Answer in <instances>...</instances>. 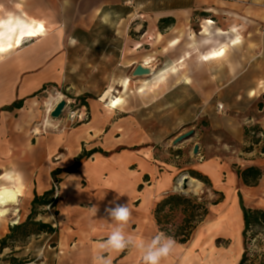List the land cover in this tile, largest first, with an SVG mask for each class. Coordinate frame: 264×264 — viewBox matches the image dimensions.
<instances>
[{
	"label": "crops",
	"instance_id": "0c3cea01",
	"mask_svg": "<svg viewBox=\"0 0 264 264\" xmlns=\"http://www.w3.org/2000/svg\"><path fill=\"white\" fill-rule=\"evenodd\" d=\"M124 2L136 3L150 19L155 30L154 40L151 37L154 45L147 43L149 48L138 51L134 39L116 33L113 27L112 39L104 44L106 50L89 44L97 25L114 22V10ZM165 19L173 20L165 28L170 35L159 30V23ZM193 19L201 24V34L208 36L207 42L197 48L211 46L200 57L192 54L196 46L184 41L191 37ZM29 20L42 22L45 34L36 38L24 35L21 46L0 52V175L10 169L23 174V181H17L15 186L21 183L25 196L20 203H25L29 213L36 195L50 192L54 181L60 183L56 207L43 217V222L52 223L57 229L49 237L56 238L55 248H70L73 255L58 256L53 264H95L97 245L114 226L105 212L114 206V201L131 209L127 234L149 240L161 233L155 218L157 206L163 198L177 194V183L183 176L193 180L188 174L193 171L212 185L208 190L200 182L207 200L215 191L223 196V201L210 205L188 242L175 241L172 253L162 264H240L245 252L243 207L264 211V176L257 186H247L239 176L240 169L264 171V155L257 147L250 150L245 128L254 121L264 135V0H0V32L10 30L2 39L4 43L14 46L19 25L29 26ZM203 22L209 24L205 26ZM243 29H249L245 59L231 57L224 68L211 72L210 89H204L202 84L194 87L202 102L187 104L196 108L192 122L203 118L206 123L192 127L196 132L188 143L174 147L177 137L184 133L181 132L168 145H160L161 140L155 139L151 130L156 120L142 123L130 105L120 106L122 102L117 107L123 109L113 107L111 100H117L113 94L99 100L85 99L91 119L76 129L45 134L35 127L43 117L38 94L47 86L62 89L65 73L79 63L78 56L116 53V37L123 39L124 48L128 46L133 51L130 63H145L152 69L151 62L177 60L170 71L173 74L178 65L183 66L189 59L205 64L225 58L230 49L243 42L239 33L243 34ZM212 32L214 37H209ZM144 34H150V28ZM72 39L78 41L75 46L70 43ZM163 74L165 81L151 90L160 96L149 107L160 101L163 110L175 108L171 110L176 113L175 128H184L185 102L164 100L167 94L177 93L180 84L170 91L159 90L168 80L169 75H160ZM239 77L242 82L246 77L250 80L242 85ZM20 101L21 108L7 110ZM219 105H224L222 111ZM261 142L264 147V137ZM196 146L198 154L194 153ZM94 150L102 153L91 154ZM176 153L180 159L175 161ZM80 156L83 158L78 168L68 172ZM93 206L98 208L97 213H93ZM15 209L10 215L13 218L20 211L18 207L15 213ZM9 233L10 225H2L0 240ZM106 255L112 264H143L141 252L134 247ZM46 263L44 259L42 264Z\"/></svg>",
	"mask_w": 264,
	"mask_h": 264
},
{
	"label": "rangeland",
	"instance_id": "374dc122",
	"mask_svg": "<svg viewBox=\"0 0 264 264\" xmlns=\"http://www.w3.org/2000/svg\"><path fill=\"white\" fill-rule=\"evenodd\" d=\"M129 1L130 0H126V2ZM141 10L142 8L139 10V7H137L136 3L125 4L124 2L122 6L116 7V9L114 10L117 14L114 22H110L108 23V25L106 23H100L99 25H97L93 34V40H91L92 42L88 43L98 45L99 48L101 47L103 48V50H106V46L104 44H107V41H109V39H112L113 29L116 30V33L120 32V35L125 33L127 34V37H131L132 39H134L136 46L139 45L141 41L142 43H144L148 41V38L155 37V30L151 28L152 22L148 17L143 15V12H141ZM203 24L207 26L209 23L203 22ZM200 25L201 24L197 19H193L191 21L190 26L193 31L190 30L191 37L188 36V38H185L184 41L186 44H188V42H191L192 46H196L199 44L203 45L205 42H207L206 39L208 36L201 34L203 30L200 29ZM158 26L160 32H162L163 34H165V32L169 35L171 34L170 31H165V29H162L160 27V23ZM149 28L150 34L142 37L144 36L145 31L149 30ZM242 32L243 34H241V31H239L242 39L241 41L243 42L239 45V47L237 46L236 48L230 49L225 58L221 60L210 61L205 64L199 62V59H189L183 66L178 65L176 73L173 74H170V71L175 66L174 63L177 60L151 62L153 67L152 70H155V76L153 77L148 75H142V77L132 76L134 69L139 63H130L131 61L128 59L129 56L133 54V51H131L128 46L127 48H124V45L122 43L123 39L121 37H116L114 44L117 47L116 53L111 52L110 56L106 51L105 54L101 52H94L93 54L78 56L77 59L79 63L74 67H70L65 73L66 80L64 83L68 84V86L64 87L63 83L62 89L55 86H47V88H54L56 90H59L62 94L71 99L85 98L91 100H99L100 98H103V96H109L111 94H113L114 97L117 98L121 97L122 99H124V101H122V105L120 106L130 105L133 111L132 113L137 114L142 123H145L146 121L150 122V120L152 122V118L153 120H156L152 125V133L154 134L155 139H157L158 141L161 140L160 145L166 146L170 141L173 140V137H175L177 133L184 132L181 137L191 132H194L195 134L196 130L192 127L196 124L204 125L206 123L203 118L192 122V120L196 116V108H192L187 104H189L190 102H192L193 104H201L202 99L198 98L194 87H196L198 84H202L204 85V89H207V87L208 89H210V79L208 77L212 74L211 72H215L217 70L220 71L225 67V63L230 62L231 57L236 58V56H238L239 58L242 57L245 59V56L247 54V50L245 48L248 47L246 44L249 40V36H246L249 33V29H243ZM209 37H214V33L212 32L211 36ZM211 43L214 42H210V44ZM101 44L103 45V47ZM148 44L154 45L153 41L148 42ZM143 48L138 51H141ZM145 48L149 47L146 46ZM195 49V51H192L193 56L200 57L201 54L209 51L211 49V46H204V48L201 49H198L196 46ZM249 68L250 72H253V64H251ZM162 73H167L169 76L168 80L165 83L161 84L159 90L170 91V89H172L174 85L180 84L177 88L178 92L167 94V97L164 100L173 102L175 99H181L185 102L184 119L186 125L184 128H175L174 117L176 113H171V110H174L175 108L172 109L171 107H167L163 110L160 106V101L156 105L149 107V104H151L152 101L157 100L160 96L152 94L151 90H154L155 86H157L158 77ZM128 78L130 79V84L127 88H125L124 84L129 82ZM239 80L240 84H246V80H250V77H246L243 82L241 77H239ZM186 82L189 84L188 86L185 85L187 84ZM142 85H144L145 88L142 92H139L138 89ZM49 94L54 95L53 92H48L46 95L42 93L38 94L37 98L40 103L39 111H41L43 117L35 123V127H37V129L42 128L41 122L46 115L43 108V103ZM177 95H179L178 98ZM76 96H78V98ZM117 108L123 109L122 107ZM178 115L180 116V113ZM156 123L158 124L156 125ZM245 128H247V126ZM256 128L259 129L257 124ZM192 137L193 136H191V139L185 140L182 143L190 142L192 140ZM261 141L262 139L260 138L256 139V141L250 140V150L253 151L254 147L256 146L257 150L263 152L264 154V147L260 146V143H262ZM178 194H181L191 201H194L197 198H201L202 196H204L203 186L196 193L185 191L182 187L178 189L177 195ZM214 199H216V196L212 195L208 197L207 201L210 202ZM19 208L20 211L17 214V217L13 218V216H10L7 220L0 222V229L2 225H10L11 229L12 226L15 227L26 222L28 216L30 215L29 209L28 207H26L24 202L20 203ZM43 220L44 218L39 219V216L36 218V221ZM14 222H16L17 224H15ZM179 222L180 219L176 220V223ZM174 227L171 228L172 232L175 231ZM35 231L36 228H29V232ZM49 237L50 236L45 234H36L26 237L23 235L22 231L18 232L15 237L16 242L10 243V247L5 248V250L0 253V262H2V264H42L43 260L46 259V264H53L55 263L54 260H56L58 256H68V254L73 255L70 248L61 247L59 249H56V238L54 236L52 237V239ZM257 245L259 246H257V249L254 252L255 255L256 253H258L257 255H264V241H259ZM244 247L246 251L248 246L246 247L244 245ZM259 249H263V252H261ZM263 255L261 258H263ZM248 258H251V253L249 251ZM261 258H256V260L259 261Z\"/></svg>",
	"mask_w": 264,
	"mask_h": 264
},
{
	"label": "trees",
	"instance_id": "16d2710c",
	"mask_svg": "<svg viewBox=\"0 0 264 264\" xmlns=\"http://www.w3.org/2000/svg\"><path fill=\"white\" fill-rule=\"evenodd\" d=\"M173 20L165 19L160 22V27L162 29L169 28L172 25ZM85 100V98H82ZM23 102H17L13 106L7 108L8 111L14 110L16 108H21ZM247 131V130H246ZM249 138V136H248ZM250 139V138H249ZM256 141V139H255ZM101 152L100 150H94L91 154ZM178 154V153H176ZM179 155V154H178ZM80 156L76 165L68 170V172H75L78 168L81 159ZM191 178H194L201 182L209 190L212 185L208 180L203 177L198 172H188ZM239 176L242 178L244 184L247 186H257L258 181L264 176V171L258 168H247L239 171ZM216 199L212 201H207V196L204 195L201 198H197L194 201L182 196L181 194H171L163 198L161 203L157 206L155 210V218L157 219V225L161 233L166 234V236L172 237L177 243L184 244L191 239L193 231L195 230L198 223H200L205 216L208 214L210 205H217L223 201V196L215 191H213ZM55 191L51 189L50 192L39 197L35 196V199L31 203V213L28 216L26 222L12 227L10 233L7 234L3 239L0 240V253H2L5 248L10 247V243L16 242V234L20 231L23 232V235L28 237L31 235H41L45 234L48 236L55 235L57 233L56 227L53 224H47L43 221H36L38 216L45 217L47 212L45 208L52 206L53 209L56 207L57 199L54 198ZM199 202V203H198ZM41 209V210H40ZM243 215L245 219L244 227V245L247 247L248 243V233L251 229H261L264 226V211L262 210H250L245 206L243 207ZM180 219L179 223H176V220ZM177 224V225H176ZM174 226L175 231L172 232L171 228ZM36 228L35 232H29V228ZM240 264H264V255L259 261L256 259L250 260L248 258V247L243 254V257L240 261Z\"/></svg>",
	"mask_w": 264,
	"mask_h": 264
},
{
	"label": "clouds",
	"instance_id": "9594fccd",
	"mask_svg": "<svg viewBox=\"0 0 264 264\" xmlns=\"http://www.w3.org/2000/svg\"><path fill=\"white\" fill-rule=\"evenodd\" d=\"M70 43L72 46H75L78 41L72 39ZM62 101H64V97L59 92L55 95L49 94L44 100L43 108L46 115L41 122V127L45 131L57 127V119L52 118L51 113ZM39 130L38 128L37 131ZM17 181H23V174L16 169H10L3 173V175H0V193L9 194L7 196H0V219L7 216L9 205L16 203V200L10 197L16 195L15 185ZM113 205L106 208L105 212L109 220L114 223V226L108 233L107 238L102 239L98 243L95 264H112L109 255L106 254L123 252L129 247H134L141 252L143 264H162V261L172 253L175 240L164 233H157L149 240L137 239L127 234L125 229L131 220V209L127 204H119L115 203V201ZM92 211L93 213H97L98 208L93 206Z\"/></svg>",
	"mask_w": 264,
	"mask_h": 264
},
{
	"label": "built area",
	"instance_id": "2783aa9c",
	"mask_svg": "<svg viewBox=\"0 0 264 264\" xmlns=\"http://www.w3.org/2000/svg\"><path fill=\"white\" fill-rule=\"evenodd\" d=\"M146 34H144L145 37ZM152 41V38H148V41L142 43H139V45L136 47L137 49H141L145 46H148L147 43ZM48 92H53L54 95L59 92L61 93L59 90H56L54 88H46L44 89L41 93L42 94H47ZM64 97V101H65V106L63 108V113L62 116L60 117V119L56 120V124L57 127L55 129H48L47 131H45L44 129L41 128V131L43 133H48V131H56V132H64V131H69V130H73L76 129L78 127H80L81 124H85L88 123L91 119V113H90V109H88L87 107V102L84 99H71L69 97H67L66 95L63 94ZM63 102V101H62ZM224 108V105H219L218 109L220 111H222ZM54 112V111H53ZM52 112V113H53ZM51 113V116H52ZM247 135L249 136L251 141H255V139H262L264 137V135H262L261 130L256 128V123L254 121L249 122L247 124ZM256 147V146H255ZM254 147V148H255ZM176 149V148H174ZM261 155H264L263 152H261ZM180 156L178 154L174 155V160H179ZM181 182L179 181L177 183V188H176V192L178 191L179 187L181 188L182 186ZM52 189L55 191V196L54 198L57 199L59 197V193H60V183L58 181H54L52 184ZM45 211L47 213H50L53 211L52 206H48L45 208ZM259 241H264V226L261 229H251L249 230L248 233V251L251 253V258L250 260L256 259V258H261L263 254L261 255H257L258 253H256L255 255V250L257 249V245L259 243ZM261 252H263V249H259Z\"/></svg>",
	"mask_w": 264,
	"mask_h": 264
},
{
	"label": "bare ground",
	"instance_id": "6f19581e",
	"mask_svg": "<svg viewBox=\"0 0 264 264\" xmlns=\"http://www.w3.org/2000/svg\"><path fill=\"white\" fill-rule=\"evenodd\" d=\"M29 22H30V24H29V26H22L21 24L19 25L21 28H20V33H19V35H18V37H17V40H16V42H15V44H14V46H11L9 43H4V40H2V46H3V48L5 49V51H3V52H7V51H11L12 49H14V47H19V46H21L22 45V39H20V37L21 36H24L25 35V37H27L26 36V33H27V31L28 30H36L37 28H38V25L39 24H43L42 22H40V21H36V20H29ZM43 26H44V24H43ZM25 29V33H23L22 32V30H24ZM10 31V30H9ZM9 31L8 30H4L2 33H3V38L5 37L6 38V36H7V34L9 33ZM45 32H46V27L44 26V31L42 32V33H40V34H38V35H36V36H34V37H32V38H36V37H39V36H41V35H44L45 34ZM28 38V37H27ZM18 39H20V42L19 43H17V41H18ZM176 43V42H175ZM174 45V44H173ZM146 61H148V60H146ZM143 65L145 66V65H148V64H145V63H143ZM182 65V64H181ZM147 68H150L149 66L147 67ZM165 79H166V75H160L159 77H158V81H157V85L159 84V83H162L163 81H165ZM129 84H130V79H129V82H127V83H125L124 84V86H125V88H127L128 86H129ZM144 88H145V86L144 85H142V87H140V92H142L143 90H144ZM121 100L120 99H118L117 98V100H111V104L113 105V106H119L120 104H121ZM186 179V177H183L181 180H180V182H182L183 180H185ZM188 186H189V189L187 190V191H189V192H198L200 189H201V187H202V185H201V183L199 182V181H197V180H195V179H193V180H189L188 179ZM15 188H16V195L15 196H11L10 198L11 199H14V200H16V203H14V204H11V205H9V211H8V214H7V216L5 217L6 219L10 216V215H12V212H13V208H16L15 210H14V212L15 213H18V211H17V208L19 207V204H20V201H21V199H23L24 198V196H25V191H23V189H22V186H21V183L20 182H18V184H17V186H15ZM180 188V187H179ZM182 188V187H181ZM7 195H9L8 193H0V196H7ZM4 219V218H3ZM16 223V222H15Z\"/></svg>",
	"mask_w": 264,
	"mask_h": 264
},
{
	"label": "water",
	"instance_id": "95a60500",
	"mask_svg": "<svg viewBox=\"0 0 264 264\" xmlns=\"http://www.w3.org/2000/svg\"><path fill=\"white\" fill-rule=\"evenodd\" d=\"M142 75L152 76V69L145 67L143 64L137 66L134 69V71L132 73V76H134V77H142ZM64 106H65V101L61 102L57 106V108L52 113V118L57 119V120L60 119V117L62 116V113H63ZM193 135H194V132H191V133L186 134V135H184L182 137L181 136L178 137V139H176V141L174 143V147L180 145L185 140L191 139V136H193ZM194 153L198 154V146H196L194 148ZM183 177H186V179L181 182L180 186L183 187V190L187 191L189 189V186H188L189 177H187V176H183Z\"/></svg>",
	"mask_w": 264,
	"mask_h": 264
},
{
	"label": "snow or ice",
	"instance_id": "6c2138e0",
	"mask_svg": "<svg viewBox=\"0 0 264 264\" xmlns=\"http://www.w3.org/2000/svg\"><path fill=\"white\" fill-rule=\"evenodd\" d=\"M0 27H2V25H0ZM43 31H44V26H43V24H39V25H38V28H37L36 30H31V29L28 30L27 33H26V36H27L28 38H32V37H34V36H36V35L42 33ZM23 38H24L23 36L20 37V39H23ZM2 39H3V33L0 32V52L5 51V49H4L3 46H2ZM20 39H18L17 43L20 42Z\"/></svg>",
	"mask_w": 264,
	"mask_h": 264
}]
</instances>
